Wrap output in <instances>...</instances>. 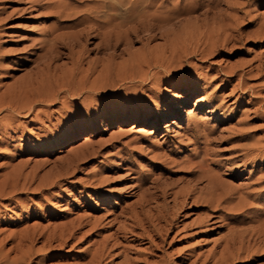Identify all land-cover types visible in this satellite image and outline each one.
<instances>
[{
	"label": "rangeland",
	"instance_id": "1",
	"mask_svg": "<svg viewBox=\"0 0 264 264\" xmlns=\"http://www.w3.org/2000/svg\"><path fill=\"white\" fill-rule=\"evenodd\" d=\"M68 3L0 0V190L21 176L0 197V254L18 258L11 248L30 247L36 234L31 264H86L102 247L107 264H218L233 234L264 218V152L241 154L264 149V0H158L179 9L182 37L198 26L193 39L162 66L153 61L142 75L102 80L78 95L67 88L99 78L107 52L96 49L98 39L65 47L82 27L57 14ZM149 49L162 52L164 40L131 46L135 54ZM77 70L54 100L28 103L15 117L6 107L23 82ZM203 157L204 168L193 163ZM212 180L230 188V204L217 206ZM241 200L243 211L229 209ZM136 202L153 230L141 215V224L131 221ZM55 231L75 234L44 248ZM253 258L235 264H264Z\"/></svg>",
	"mask_w": 264,
	"mask_h": 264
},
{
	"label": "bare ground",
	"instance_id": "2",
	"mask_svg": "<svg viewBox=\"0 0 264 264\" xmlns=\"http://www.w3.org/2000/svg\"><path fill=\"white\" fill-rule=\"evenodd\" d=\"M70 1L72 3H68V5H66L64 8H60L57 11V14H59V16L61 17H66V20L64 21L70 23V25L68 24L67 27H82H80V29L73 35L71 34L72 37L68 38L64 42L65 47L67 49H71L70 47H72V49L75 47L83 48V46L89 39H98L99 41L97 43L96 49L99 52H107V63L104 64L105 67L102 70L99 78L92 82L89 87H86V85H84L81 89H72L71 87H68L67 91H69V93H72V95H78L80 91H82V89L86 88L92 91L97 90L99 87H102V80L109 81L113 79L115 80L116 78L123 79L124 77H128L129 74L131 76L142 75L141 68L145 64L151 65L153 61L157 63V66H162V64L166 62V60H168L170 56L174 58L176 54L181 50V48L186 47L185 42L187 40L193 39L192 32H195L197 31V29H199L198 26L194 24L192 25L190 30L188 28V30L184 31V37H182L179 34L180 30H175V28H178L182 23V20L178 19L180 15L179 9L176 7V5L173 6V8L161 9L162 5H157L158 0ZM182 30L184 29L182 28ZM157 38H161L164 40V50L162 52L154 55L151 53L150 49L149 53L147 54H135L131 51L132 44L142 42L143 45H146L147 47L148 42H151ZM62 46L59 45L58 47L61 48ZM121 47H123L122 52L120 54H117V50H119ZM166 52H168L169 55H166ZM126 54H129L128 58H123V61L119 64L115 63L116 58L122 57ZM56 57L57 56L55 55L54 58ZM78 64L79 62L75 61V65L78 66ZM78 72V70L77 72L73 71L71 73H68L67 75L55 79L51 77L48 80H46L45 78L37 80L35 78L23 82L9 93V100L6 107L12 110V116L15 117V112H19L23 108H29L30 105H28V103H31L33 101H52L56 98V94L61 91L72 78L78 77V75H80ZM86 82L87 80L84 81V84H86ZM23 99H25L24 101H26V103H23ZM28 99H31V101H29ZM245 149H247V151L245 153H241L245 158L246 156H248L249 152H257V156L264 152V149L258 151V148H255L253 146L246 147ZM206 159V157H203L200 160L193 158V163L197 164L198 167L204 168L206 166ZM20 178L21 176H16V174L9 176L7 180H5V187L7 188L8 186L10 189L8 191H6V189L4 188V190H0V197H10L11 194L19 187ZM26 185L27 184L25 182L22 185V188H25ZM209 185L210 191L213 194H216V198L218 201L217 206H219L223 202L230 204V202L235 199L233 197V192L229 190L230 188H227L228 190L223 189V187H226H222L220 182L212 180L209 181L207 186ZM246 203V200H241L237 204L234 203L235 205L233 204L234 206H230L229 209H231L232 211H240L244 208ZM259 207L260 206H258V208ZM145 211L146 210L144 203L136 202L130 210L131 221L136 225L141 224V222H144L146 224L148 223V227L153 230L155 227V225L152 223L153 220L151 221V218L146 215ZM140 215L143 216L141 222L139 221ZM157 220H159V218ZM258 220H260V223L258 225L238 230L235 234H233L232 238H230L226 246L223 248V250H221L222 252L215 263L235 264L237 261L242 259L246 260L247 258H253L257 256L264 258V218L259 216ZM74 234L75 231L68 232L67 238L65 237V233H58L57 231L53 233L51 232L47 235L45 234L46 237L45 235H43V237H45L46 240L43 247L45 248L46 246H48L50 248L54 242H59L58 245L66 243L67 239H69V237H73ZM28 238L30 237L26 238L22 236L21 242L25 243V241L29 240ZM37 240L39 239H37L36 234H34L30 239V242L33 245V242ZM25 245L23 243H19L15 244L11 248V251L18 250V255L20 254L18 258L15 256V259H10V256H8V254H0V264H31L29 263V261L32 262L31 257L33 256V253H36L38 250L33 251L32 245L30 247H26ZM22 247H26L27 249L22 250ZM42 250L44 249L42 248ZM91 253V258H89L90 260L86 264H105V260H108L107 257L109 256V254H106L107 251L105 247L96 248ZM44 260L45 259L43 258L39 259L38 264H41L42 262H44Z\"/></svg>",
	"mask_w": 264,
	"mask_h": 264
}]
</instances>
